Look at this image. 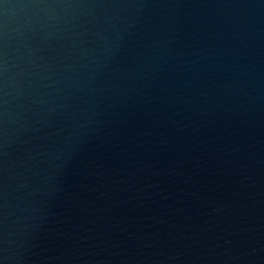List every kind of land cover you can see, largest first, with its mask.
<instances>
[{
  "label": "water",
  "instance_id": "obj_1",
  "mask_svg": "<svg viewBox=\"0 0 264 264\" xmlns=\"http://www.w3.org/2000/svg\"><path fill=\"white\" fill-rule=\"evenodd\" d=\"M0 264H264V0H0Z\"/></svg>",
  "mask_w": 264,
  "mask_h": 264
}]
</instances>
